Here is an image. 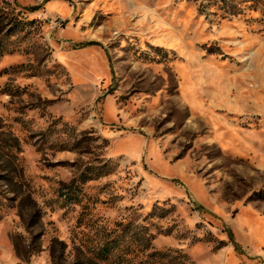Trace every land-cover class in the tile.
Instances as JSON below:
<instances>
[{"label":"rangeland","instance_id":"obj_1","mask_svg":"<svg viewBox=\"0 0 264 264\" xmlns=\"http://www.w3.org/2000/svg\"><path fill=\"white\" fill-rule=\"evenodd\" d=\"M0 264H264V0H0Z\"/></svg>","mask_w":264,"mask_h":264}]
</instances>
